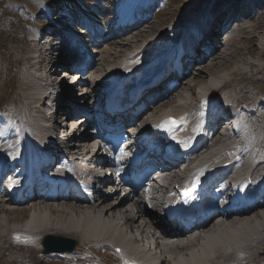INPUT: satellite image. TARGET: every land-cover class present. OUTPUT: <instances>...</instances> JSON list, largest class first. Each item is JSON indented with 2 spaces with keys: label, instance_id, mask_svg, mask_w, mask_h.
<instances>
[{
  "label": "bare ground",
  "instance_id": "6f19581e",
  "mask_svg": "<svg viewBox=\"0 0 264 264\" xmlns=\"http://www.w3.org/2000/svg\"><path fill=\"white\" fill-rule=\"evenodd\" d=\"M236 2L237 0H215L213 7L211 4L208 11L205 9L199 17L195 16L190 19L189 23L185 24L187 26V29H185L186 31L184 28L181 29L180 34L184 33L181 35L179 43L177 46L174 44L177 48L176 52L168 58V55L163 56V52L160 54L158 49L161 47H174L173 44L169 43H173L172 38L176 29L174 27H169L165 32L158 30L154 31L155 27L153 25H147L150 20H148L149 16L140 15L138 12L137 16L134 18L138 10L137 8L141 4V0H118L117 12H119V18L111 22H116L111 25L112 27L119 26L118 28H120L121 25H126L127 22L131 23L136 19L141 20L140 22L137 21L134 25V31L131 30L128 36H126L127 38L123 37L125 38L123 41L120 40L121 37L116 35L117 33L115 34V29L113 28L111 30L113 34H110L109 42L106 41L107 44L103 45V43H105L104 41L102 43L103 39H97V33H100V31L97 29L95 32L92 22L86 24L84 21L82 34H85L87 36L86 40L92 43L91 52H95L96 55H94L92 63L90 62L91 64L88 65L89 67L80 73L79 77H77L78 79H75L77 81V87L79 85L82 88L83 93H79V97L82 93L81 97L77 98L73 96L72 93H69V90H66L64 86H58L56 82L58 77L52 80L46 76V74H38L37 72L39 70L34 68V80L37 86L31 87L23 94L25 101L20 107L21 112H19L16 121L14 122L13 120L10 123L11 118L4 117L6 119L3 120V123L8 122L10 124L7 128L0 127V139L6 137V134L9 132V134L13 136L14 141H16L17 135L12 131L15 125L18 127L20 134H22L17 138H20V145L24 149L20 148V150L16 151L14 154L18 157L17 161L21 165L22 173L28 178L29 184L32 187V193L41 191L46 186V178L39 177H41V171L45 167L47 168L53 164V161L50 162V158L47 154L33 152V141L31 138H26L23 135L31 132V134L36 135L37 138L41 136L42 140L45 138V120L40 113H38L36 117L37 107L39 110L43 108L44 111H48V107H45V102L37 105V102H39L38 100L45 94V85L49 86L48 83H43L45 80L51 81L52 86L57 85L60 89V100L54 101L58 104L59 108H62V105L66 102H75V104H66L63 106L62 109L66 112L69 111L68 108L66 109V106L75 105V107L78 108L82 104L83 106L88 103L94 105L93 99L90 101V94L96 92V90L92 86V89L89 90V88H84V85L78 83L84 82L83 74L85 72L88 74V69H90V67H92L91 69L93 70L94 64L97 63L104 66L109 73V79L118 82L122 80L124 81V86L126 84L129 86L137 84L141 77H148L146 72L155 65L157 58L163 57L164 59L161 63H166L163 66V73L168 71L172 72L171 74L169 73L170 76L168 77L173 76L175 78L177 87L180 86L178 78L182 79L185 77L181 82L182 86L180 93L178 91L179 89L174 91L175 88H177L175 87L173 90L171 88L169 89L170 92L166 97L155 98L159 91L151 92L162 86L161 81L166 76H163L161 80L157 78L151 82L150 85L154 84V86H156L153 90L149 89L150 85L140 88L137 93L140 99L134 102L133 107L137 106L138 109H142V111L137 114L132 113L133 118L137 121L130 127L134 128L133 125L137 126L138 121L141 119V123L144 122V124L159 125L160 123H166V116L169 114V111H172L171 114L176 116L177 119L175 122L169 123V125L175 127L178 122H181L180 126L182 131H176V129L173 131L174 137L178 142H183L187 134L193 137L196 132H198L200 125L199 117H201L205 111H209L210 108L217 113L223 110L225 105L230 104L236 107L238 103L243 104V100L237 102L233 96L229 98L231 90H226L236 81V77H229L232 72L234 74V70L232 72L228 71L232 62L231 59L234 58L231 52L233 50H231V48H233L231 40L233 39H227L226 42H222L223 45H219L213 43L215 38H212L218 37L222 30L223 33L227 34L229 37L231 32H226L227 29H225V26H222V19L224 17H221V15L223 9L226 7H231L234 11L237 10ZM47 9L48 8L45 6L44 10L46 12ZM63 16H65V14H63ZM65 17H69V14ZM71 18L73 19L71 20L72 24L68 23V27L66 26L67 24L62 26L60 23L61 19L55 22L51 27L56 28L55 32L60 39L67 38L72 33V39L76 37L77 40L81 42V36H78V34L76 35L70 29L74 24H78L77 22L79 21L73 16H71ZM64 22L67 23V21ZM57 23L61 26L58 27L59 25H57ZM194 24L197 25L191 28ZM71 25L72 27H69ZM123 32H126L125 27H123ZM229 32L230 34H228ZM252 34H241L238 40H251L250 38H254H249ZM105 37L106 35L101 36V38ZM35 42L37 43V40H35ZM236 42L238 44L239 41ZM51 45L52 43H49V45L41 49V51H39V48L35 51V53L38 52V54H40L39 57L42 60L40 65L43 68H47L48 71L51 70V65H55L56 63H51V59H49ZM63 45L65 44H62L61 47ZM81 45L84 52V42ZM215 49L220 50L214 52ZM247 52H249L248 48ZM208 59L209 61H206ZM57 60L59 59L57 58ZM98 60H101L102 64L98 63ZM201 60H203L202 63L205 62L206 64L202 66L196 65L199 64ZM61 62L62 57L60 58L59 66H61ZM194 65H196V67H194L195 71L190 73L191 67ZM104 68H101L100 71H103ZM227 72L229 73L227 74ZM106 73L103 74L108 75ZM97 75L99 74L97 73ZM188 78H190L189 81H186ZM75 80L73 82H75ZM71 86H75V83H72ZM219 88L224 90L221 97L218 96L217 98H221L224 101L208 97V95L212 96L214 90ZM262 89L264 90V87ZM118 92L117 90L115 94ZM259 93H261L260 90L254 92V95L257 96ZM123 95L125 96V94ZM190 96H193L194 99L197 100V105L194 104L193 100L190 101ZM148 97H152V99L148 101L149 103H153V105H149L153 108L151 113L148 112L150 110L148 107L149 103H146ZM175 97H177L176 100L170 101L171 98ZM246 98L250 99V96L247 95ZM36 99L37 101H35ZM262 99L264 98L259 95L254 101H250V104H253V106H249L248 109L245 108L240 110V107H236V109H239L240 112L244 114L247 113L245 117L251 120L252 117L255 116V109L259 107L264 108V101ZM229 100H231V102ZM200 105L203 110L200 108ZM245 105L248 106L247 103ZM79 111L83 113V109H79ZM144 114H148V116L142 118ZM262 114H264V112ZM209 115H212V111H210ZM84 116H87V112L81 115V117ZM211 117H213L212 119L215 121L220 120L222 112H220V115H212ZM76 119L79 118H74V121H76ZM213 123L216 122L213 121ZM12 124L13 126L10 127ZM75 124L76 123H73V129L76 130L77 128H74ZM3 125L1 126L3 127ZM58 125L60 126V123ZM84 125L85 121L80 122V126ZM187 126L192 128L189 133L184 131ZM262 128L264 130V126ZM256 130H258V128ZM252 132L251 130L249 135H251ZM246 133L244 137H248ZM79 137L83 139V142L78 144V146H76L77 143L74 142L75 140H67L70 141L68 148L73 153L72 157L75 156V160L84 162L87 166L86 168L91 172L95 171L94 163L100 161L109 163L107 157H102L100 159V155H102L101 150H94L91 145H89L92 140H87L84 132H80ZM204 143L205 141L202 140V148L193 155V158L198 156L197 159H195L196 162L201 163V166L213 164L216 172H220L228 170L230 166L233 167L237 154L241 156L244 155L245 161L243 163H237L236 166H234L233 173L235 175L231 178V185L239 186L244 184V186H246L249 180L253 183H255V180H261L258 185H249L246 192L239 191L238 193L241 192L242 199L256 198L264 194V135H259L257 147L247 142L244 150L240 149V144L228 143L224 140H216L214 143L206 141V144ZM80 147H82V150ZM5 150H3V152ZM49 151L51 155L54 152L52 149ZM9 152H11V150H9ZM250 152L254 156L251 157L253 160L249 159V155L247 156ZM12 154L13 152H11V155ZM85 157H87L89 161L85 160ZM223 159H226V164L220 165V161ZM2 162L3 161L0 160V164H2ZM170 163L172 164L174 161ZM173 175L176 174L174 173ZM223 179L224 177L222 180ZM104 180H107L106 175H104ZM103 187L105 188L106 186ZM88 188L93 190L92 194H79L77 191L65 189L57 198L35 200L34 204L31 206L14 204L13 207H15V209H8L5 207L11 198L0 199V247H2L4 241L8 238H11L8 239V241L11 240V242H18L19 244L23 243L28 247L33 246L34 243V246L41 247V239L40 242L36 243L39 237L56 233L55 235L69 236L73 239L76 238L75 251L59 253L61 257L68 258L82 253H89L87 250L79 249V246H82V244L84 249L95 246L98 250H104L107 253H111V250H115V248L119 246L122 249L121 252L115 253L114 251L113 254L117 259L119 258L124 261L122 264H126L127 262H129V264H138L140 261L146 260L148 263H151L155 258L161 260L159 264H214L215 262H217V264H258L261 260L260 255L264 253V247L262 250H254L258 244L264 245V237L262 236L264 234V210H260L264 208V202L257 203L243 214H228L223 219L224 221L222 223L219 222L215 224L213 221H206L204 227L200 231V238H193L194 240L189 238L186 239V241L177 238V242L174 243L175 246L167 247L161 241H157L160 239L157 232L158 230H163L164 233L167 234V227L169 225H167L166 220L163 219L158 212H151L144 207L142 197L137 191L132 189L127 195L119 197L120 191L117 190V187L113 191L110 190L107 193L106 190L103 192L102 188H98V186L91 185V187ZM165 191L167 190L161 189L158 191L152 200L156 202L160 200ZM53 202H57V205H53ZM41 203H44V207H42ZM252 214L255 215L251 216ZM145 217L149 218L148 221H144L146 219ZM143 218L145 219L143 220ZM260 237H263V239ZM18 239L23 241H17ZM154 240H156V246L158 248L157 250L155 247V252H159V254L151 256L149 249H152V247H149L148 250L145 247L147 245L151 246ZM180 243H182V245H180ZM63 254L66 256H63ZM105 256H108V254L105 253ZM234 256L235 260H228L226 262L219 261L222 258L229 259V257ZM78 258L79 261L75 264H92L89 255L85 258ZM167 260H170V262Z\"/></svg>",
  "mask_w": 264,
  "mask_h": 264
},
{
  "label": "rangeland",
  "instance_id": "374dc122",
  "mask_svg": "<svg viewBox=\"0 0 264 264\" xmlns=\"http://www.w3.org/2000/svg\"><path fill=\"white\" fill-rule=\"evenodd\" d=\"M210 2L212 3V7H213V3L215 2V0H145V1L141 0V4L139 5L138 12L141 15L149 16L148 20L149 19L150 20L148 21L147 25L149 24L153 25L155 27L154 31L158 30L165 32L169 27H174L176 31L174 32L175 34L172 38L173 43H169V44L177 45V41L175 42V39L177 38L179 39V37L184 33L183 32L182 34H180L181 29L183 28L184 30L187 29V26L185 24L189 23L190 19L195 17V15L196 17H199L204 11L203 9H205L210 4ZM244 2L246 5L251 4V6H255V4H258L256 12H258L259 16L255 19L253 18L247 20L243 22L242 25L240 24L237 28H234L233 31H231L229 37L230 40L233 39L231 40L233 43L232 46L233 48H231V50L232 49L233 50L230 51L232 52L234 58L231 59L232 66L230 65L228 71L232 72L234 70V74L232 72L231 75L228 76L229 77L233 76V78L236 77L235 78L236 81L233 82L231 87L226 90L228 91L231 90L229 98H232L233 96V98L236 99L237 102H239V100L244 101L243 104L238 103L236 105V107H240L239 108L240 110L245 108L248 109L249 106L250 107L253 106V104H250V101L251 100L254 101L256 98H258L259 95L264 98V90L262 89L264 87V9L262 8V6L264 5V0H237L236 4H238V6L240 7L243 5ZM43 3H45L46 5ZM117 4H118V0H41V1L40 0H0V127L1 128H7V126H9V124L13 120L14 122L16 121L19 112H21L20 107L23 105L25 101L23 94L34 85L33 83L34 74H32L31 72L33 60L30 58V55H32L37 50L39 44L42 45L43 40L36 43L35 41H32L30 39L31 34L35 32V30H43L49 23V20H54L59 18L58 21H60V17L63 14H65V16H67V14H70V16H74V17L76 16L77 18H79L81 22L85 21L86 24L88 22H92V24L96 27L95 28L93 26L94 31L96 32L97 29L100 31V33H97V36L100 38L97 37V39H103L102 43L103 41L105 42L103 43V45L107 44L106 41L109 42V37L110 34L112 33L111 30L113 28L115 29V34L117 33L116 35H118V37H121L120 40L123 41L125 38H127L126 36H128L131 30L134 31V24L136 22H134L133 24H126L125 27L126 32H123L122 25L120 26V28H118L119 26L112 27L111 25L115 24L116 22L115 23H111V22L119 18L118 16L119 12H117L118 11ZM44 6L51 9L52 13H56L55 17L53 15L54 18H52V14L44 10ZM57 25L59 24L57 23ZM196 25L197 24L192 25L191 28H193ZM60 26L61 25H59L58 27ZM66 26L68 27V24ZM69 27H72V25ZM77 27L79 28V26ZM241 34H252L249 36V38L250 37H254V38L253 39L250 38L251 40L248 41H244V40L240 41L238 40V38L241 36ZM83 35L85 34L82 33L78 34V36H81L80 37L81 43L84 42L85 45L89 44V46L92 47L93 46L92 43L86 40L87 36L86 35L83 36ZM103 35H106V37L101 38V36ZM221 35L222 34L218 35V37H212L215 38L213 40V43L221 45L222 42H224ZM236 41H239L238 44ZM247 48L249 49V52H247ZM218 50L215 49L214 52ZM158 52L160 54L161 52H163L164 54L167 53L165 55L169 54L168 50L164 51L162 49H158ZM168 57L169 55L167 56V58ZM159 59L157 58L155 65L150 69V71H155L159 69V63L157 62H160L161 64L164 58L159 57ZM101 60H98L97 62L102 64ZM202 61L203 60H201V62L196 65L202 66L203 64H206L205 62L202 63ZM206 61H209V59ZM96 65L98 64L96 63ZM196 65L191 67L190 73H193L195 71L194 67H196ZM91 68L92 67L88 69L89 73L83 76L84 82H78L84 85L83 86L84 88H89V90L92 89V87L89 81H87L88 80L87 77H89L90 74L94 73V69L92 70ZM229 72H227V74ZM58 76L59 79L62 78V80H65L66 77L64 76H66V73L59 72ZM184 78L182 79L178 78V81H180V86L175 88L174 91L179 89L178 91L180 93L182 86L181 82ZM189 79L190 78L186 79V81H189ZM223 90L224 89L222 88L214 90V92L212 93V97L219 99L217 97L218 96L221 97V95L223 94L222 93ZM259 90L261 91V93H259L257 96L254 95V92ZM81 91L82 88L81 86L78 85L76 91L78 93L77 96H79V93ZM92 93L90 94V97L92 95L93 98V94H97V92H94L93 94ZM247 95L250 96V99L246 98ZM174 99L176 100L177 97L171 98L170 101ZM191 100H193L194 103L197 102V100L194 99L193 96H190V101ZM262 100L264 101V99ZM229 101L231 102V100ZM246 103L248 106L245 105ZM148 105H150V103ZM81 107H83V104L80 105V108ZM148 107L150 109L148 112L151 113L153 108L152 106H148ZM255 113L258 112L255 111ZM148 114L147 115L144 114L142 118H146ZM4 117L7 118L10 117L11 118L10 123L8 122L3 123V120L6 119ZM251 120H256L255 125L258 128V131L263 130L262 127L264 126V118H261V116H257V117L253 116ZM1 125H3V127ZM260 135H264V132L261 133ZM105 188L104 187L102 188L103 192L105 190H108V187ZM83 203L87 204L86 202ZM41 204L42 207H44L43 206L44 203ZM53 205H57V202H53ZM260 210H264V208ZM255 214H252L251 216ZM145 218H143V220L145 219L144 221L146 220L148 221L149 218L148 217ZM52 234H56V233H52ZM41 237L37 239L36 243L40 242ZM260 238L263 239V237ZM8 239L5 240L4 243L2 244V247H0V264H75L76 262L79 261L78 257L85 258L88 255L90 256V260L92 264H97L98 262H99L98 264H104V263L122 264V262H124L123 260L114 257L113 254L114 250H111L112 251L111 253L109 252L107 253L104 250H98L95 246L84 249V246L82 244L83 247L79 246V249L87 250L89 251V253H86L87 252L86 251L85 252L86 254L82 253L73 257L65 258V257H61L60 256L61 254H57V253L42 254L41 252L42 249L40 247L34 246L35 243L31 247L28 246L25 247V244L23 243L19 244L18 242L16 243L11 242V240L8 241ZM17 241H23V240L18 239ZM263 247L264 245L261 244V245H257L255 249L262 250ZM105 253L108 254L109 257L105 256ZM63 256L66 255L63 254ZM260 257L261 260L258 262V264H262L261 261H264V253L260 255ZM233 259L235 260V257H229V259L222 258L219 261L226 262L228 260H233ZM167 261L170 262V260Z\"/></svg>",
  "mask_w": 264,
  "mask_h": 264
},
{
  "label": "water",
  "instance_id": "95a60500",
  "mask_svg": "<svg viewBox=\"0 0 264 264\" xmlns=\"http://www.w3.org/2000/svg\"><path fill=\"white\" fill-rule=\"evenodd\" d=\"M41 244L43 246L42 253L44 254L50 252L74 251L76 247L75 239L55 234H46Z\"/></svg>",
  "mask_w": 264,
  "mask_h": 264
},
{
  "label": "snow or ice",
  "instance_id": "6c2138e0",
  "mask_svg": "<svg viewBox=\"0 0 264 264\" xmlns=\"http://www.w3.org/2000/svg\"><path fill=\"white\" fill-rule=\"evenodd\" d=\"M172 118L171 117H169V120H171ZM175 138V137H174Z\"/></svg>",
  "mask_w": 264,
  "mask_h": 264
}]
</instances>
